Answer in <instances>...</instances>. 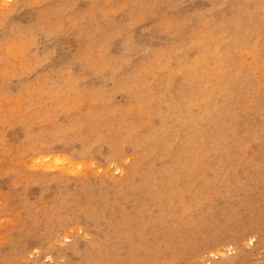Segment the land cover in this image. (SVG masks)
<instances>
[{
  "label": "rangeland",
  "instance_id": "obj_1",
  "mask_svg": "<svg viewBox=\"0 0 264 264\" xmlns=\"http://www.w3.org/2000/svg\"><path fill=\"white\" fill-rule=\"evenodd\" d=\"M0 264H264V0H0Z\"/></svg>",
  "mask_w": 264,
  "mask_h": 264
},
{
  "label": "bare ground",
  "instance_id": "obj_2",
  "mask_svg": "<svg viewBox=\"0 0 264 264\" xmlns=\"http://www.w3.org/2000/svg\"><path fill=\"white\" fill-rule=\"evenodd\" d=\"M9 39V38H8ZM14 40V39H13ZM44 166V165H43ZM45 167V166H44ZM252 240V238L250 239V241ZM227 261V260H226Z\"/></svg>",
  "mask_w": 264,
  "mask_h": 264
}]
</instances>
